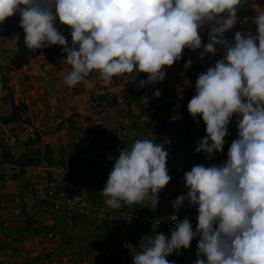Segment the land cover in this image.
Listing matches in <instances>:
<instances>
[{"label":"clouds","instance_id":"1","mask_svg":"<svg viewBox=\"0 0 264 264\" xmlns=\"http://www.w3.org/2000/svg\"><path fill=\"white\" fill-rule=\"evenodd\" d=\"M241 3L0 0V24L19 13L29 50L59 45L67 53L71 70L64 83L68 87H75L93 71L105 84L134 72L148 75L147 81H140L141 88L163 81L166 73L162 69L180 60L185 48L195 51L202 47L198 30L205 24L210 25V33L200 58L205 53L215 54L216 45L225 49L223 59L198 76L196 94L187 110L194 119L202 117L206 125V136L196 142V153L211 158L223 151L234 114H239L238 138L231 143L226 163L196 165L184 173L188 191L172 202V208L179 210L186 199L198 205L196 231L188 219L179 221L174 211L164 218L175 222L170 239L163 233L156 234L133 257V264H171L166 257L188 249L197 236L194 264H264V11L258 12L253 21L258 26L257 35L238 31L234 44H230L224 33L237 23ZM57 18L72 30L71 47L54 27ZM190 65L191 60L185 68ZM159 95L157 89L155 96ZM168 155L163 145L149 139H137L130 149L120 150L100 191L105 205L118 209L122 204L148 199L156 207L157 194L171 179ZM107 159L111 161L112 157Z\"/></svg>","mask_w":264,"mask_h":264},{"label":"rangeland","instance_id":"2","mask_svg":"<svg viewBox=\"0 0 264 264\" xmlns=\"http://www.w3.org/2000/svg\"><path fill=\"white\" fill-rule=\"evenodd\" d=\"M243 4H245V1ZM21 7L24 6L21 5ZM5 23H7L6 20ZM54 24L71 30V28L60 24L58 18ZM205 25L198 30L202 35L205 33L203 31ZM6 26L8 28V24ZM22 43L20 45H24L25 48V43ZM39 50L41 51V49ZM35 51L37 53V50ZM196 60L190 65V78L175 76L165 66L162 69L166 73L163 81H157L151 85L146 84L142 88L135 80L143 78V81H147L148 75L146 73H139L138 75L134 72L118 78L114 77L113 83L103 86H100L98 82L90 83L87 85V91L77 89L75 92L67 86L64 90H61V88L55 89V78L52 77L51 73L45 75L46 71L41 65H30L25 71H15L13 73L10 78L11 85L8 88L6 86V88L9 94L17 91L16 102L24 109L21 111L19 118H23L20 120H27V123L15 122L6 131L0 126V153L4 148L8 149L5 146L9 143L11 149L9 153L12 152L16 156L25 152V154L36 157L37 153L41 155L45 144H48L52 150L54 163L49 166L41 162L37 167L26 168L23 176L15 180V185L5 186L8 188L7 193H4L3 198L1 197L0 200V264H102L101 260L109 259L113 254L118 256L121 264H127V262L133 260V257L143 251V246L148 243L150 238L145 235L137 242V249H135L136 247L132 248L126 242L123 230L125 225L121 219L122 216L118 214H129L130 212H126L127 210H138L137 213L150 215H160L173 211L172 202L178 196L184 195L183 174H180V169L177 168L175 160L172 166L167 168L171 179L157 194L158 204L156 207L148 199L142 203L132 205L122 204L118 209H111L106 206L111 214L105 213L104 219L99 220L98 213H93L89 218L82 220L74 215H66L61 211L52 210L50 202L44 201L43 196L48 189L56 187L62 191L63 196L70 197L73 195L72 192L65 193L64 190H67V188H63L61 184L65 182L70 184L72 180H75L74 178L79 177L80 179L85 176L93 185L94 192L88 198L91 201L95 200L98 205L105 206V198H102L100 191L106 185L109 173L118 157H113L111 161L97 158V147H103L105 143L91 142V135L95 132L96 126L106 130L119 128L115 135L110 138L109 144H113L115 147L121 146L122 150H128L132 147L135 141L134 136L150 138L155 140L157 144H160L161 141H173L175 136H159L149 129L143 128L142 124L146 122L147 115L139 114V110L135 106H131L127 110L121 103L120 92L125 87L143 89L145 97L142 104L148 110H151V106L158 103L160 98L169 100L170 93L177 92L179 94L182 92L180 91L181 88L184 87H191V89H187L190 96L186 100L188 98L192 99L196 94L198 76L209 68L215 67L212 64H204L202 59ZM24 61L23 64L27 66L28 58L24 57ZM37 61L39 60L36 59ZM198 64L201 65L198 67ZM202 65L204 68L199 70ZM50 72H54V70L51 68ZM18 75H21L18 78L22 80L21 91H19L15 80V76ZM136 75L138 76L135 77ZM6 80L3 79L4 82ZM83 83L82 81L77 85L81 84L83 87ZM157 89L160 92L158 97L155 96ZM97 92H101L108 98L114 96L117 101L115 108L109 109L102 105L99 110H95L93 99L98 94ZM73 98L77 99L73 100ZM36 103L39 104V108L35 107ZM6 106L7 109L0 111V115L12 111L8 108L9 105ZM76 115L77 117H74ZM238 118L239 114H234L230 118V122L233 121L234 125H237ZM68 120L71 123H68ZM173 120L180 125L198 126L197 119H194L191 115L186 119L174 115ZM28 128L32 129L31 137L25 136V129ZM188 130L190 133L193 132L192 128ZM129 133H134V135L129 136ZM18 136H20V140L17 139ZM35 136L39 138L38 143L22 145ZM237 138L238 130L223 145L225 153H214L212 156L213 162L203 165H207V167L212 165L221 166L226 163L231 143ZM82 151L86 152L85 156H80ZM68 154L73 156L71 160H69ZM205 156V153H199V157L193 160L194 164L202 165L200 162ZM13 172H17V169L6 166L0 176L10 179ZM84 173L85 175H83ZM5 187L3 186V188ZM41 206L45 207L46 211L41 209ZM53 217L56 219L54 223L55 230L44 225L46 219H52ZM66 220H70V223ZM103 225L109 228L116 226L117 233L114 238L105 234L106 229ZM33 232H38L39 235H32ZM47 233L52 234V239L47 241V249L37 252L36 246L41 243L44 234ZM36 242H38L37 245ZM181 264H194V261L186 260Z\"/></svg>","mask_w":264,"mask_h":264},{"label":"trees","instance_id":"3","mask_svg":"<svg viewBox=\"0 0 264 264\" xmlns=\"http://www.w3.org/2000/svg\"><path fill=\"white\" fill-rule=\"evenodd\" d=\"M221 16H224L226 18V14H221ZM250 17V11L248 8V2L245 4H242L239 6L238 11H237V19H244L245 22L247 23L248 18ZM5 27V22H3L2 27ZM54 27L57 28L58 31L62 33L67 39L68 46H72V40H71V30L56 26L54 24ZM7 32V30L5 31ZM209 33L210 29L207 30L203 35H200L201 37V44L202 47L200 49H197L195 51L185 48L182 52V57L180 60L174 62V64L171 67H168L169 71L176 73V74H182L186 76L187 78L191 77V72H190V67L187 69L185 68V63L189 60L191 62L195 59V56L198 52L203 51V46L208 43V38H209ZM5 35H8V33H5ZM217 52L214 54L216 55V58L219 60L221 59V49L220 45H216ZM42 53V59L43 60H49L52 58H58V59H63L66 60L67 58V53H63L61 46L59 45H52L49 47H45L41 49ZM211 53H205V55H209ZM143 80L137 79L135 80L136 83L140 84V81ZM2 87H4L3 82L1 83ZM190 96V93L188 90H185L184 92L181 93H170V99L166 100L163 98H160V101L154 105L151 106V110H148L143 107L142 101L144 100L145 97V92L143 89H133L129 87H125L121 90L120 92V98H121V103L122 105L128 110L130 109L131 106H135L139 110V114H146V122L142 124V127L145 129H149L152 133V125L155 121H158L160 124V127L165 128V127H176L178 126L177 122L173 120L174 115H178L181 119H185L188 115L187 113V105L189 101H184L182 102L181 100H186L187 97ZM179 100L182 102L181 104L179 103ZM94 107H100V106H106L109 109L115 108L117 105L116 98L114 96H110V98L106 97L103 94H97L94 99ZM12 111L9 116H6L3 118V123L8 124L11 122H22L23 124L27 123V120H20L19 119V114L21 111L24 109L19 106L15 105L12 106ZM198 121V126L197 127H192L187 125V129L170 134L169 136H175V139L172 142L164 143L161 144L164 146V150H166L169 155L167 157V168L172 166L173 161L175 160L176 166L178 169H180V174H183L185 172L191 171L193 166H196L194 164L193 160L197 157H199V153L195 152V148L197 147V141L203 139L206 136V125L204 124L202 117L197 116L196 117ZM68 123H71L69 120L67 121ZM70 125V124H69ZM72 125V124H71ZM100 126H96L95 132L93 135H91V142L95 143H105V146L103 147H97L98 150V157L101 158H107L109 156L113 157H118L120 150H122L121 146L115 147L113 144L110 143V138L113 137L116 133V131L119 128H114L112 130H106L104 128H99ZM135 128V126H133ZM192 128L193 132L190 133L188 129ZM238 130V126L234 125V122L231 121L228 125V132L229 135L225 137V143H227L233 135L236 134ZM137 139H149L147 137L139 138L134 136V140ZM39 138L35 136L33 139L26 141L22 145H30V144H35L38 143ZM154 143H157L155 140H152ZM224 143V144H225ZM101 150V151H100ZM225 153V151H222ZM69 160H71L73 157L70 154L69 155ZM41 162L52 166L54 163L53 157H52V150L49 147L48 144H45L43 152L41 155L37 153L36 157L30 156L28 154L24 153H19L16 156L11 155L8 151L1 150L0 153V164L2 165H8L12 166L13 168L17 169V172H13L11 174L10 179L11 180H16L18 177H21L24 174V170L26 168H34L37 167ZM213 162V157L208 158L205 156L202 158L200 164H205V163H212ZM199 165V164H197ZM27 187V186H25ZM24 187V188H25ZM57 188L54 190V194H57ZM65 193L68 192V190H64ZM93 202V201H90ZM126 212H130L135 214H138V210L136 211H131L127 210ZM141 212V211H140ZM150 215V214H149ZM161 215V214H160ZM150 216H158V215H150ZM124 237L126 238H131L135 241H139L141 238H143L145 235L147 237H151L149 232L144 226H141L137 223H135V220L130 219L129 222L126 224L124 223ZM104 227V225H103ZM109 227H104L105 234L111 238H114V236L117 233V228L116 226H111ZM32 235H39L38 232H33ZM154 235V233H152ZM127 242V241H126ZM129 245V243L127 242ZM137 249V247L135 248ZM188 260L187 258H183L178 264H181ZM102 264H121L118 256L116 254H113L109 259H103L101 260ZM129 261V260H128ZM191 261L195 262V258H193ZM127 264H133V260L130 262H127Z\"/></svg>","mask_w":264,"mask_h":264},{"label":"crops","instance_id":"4","mask_svg":"<svg viewBox=\"0 0 264 264\" xmlns=\"http://www.w3.org/2000/svg\"><path fill=\"white\" fill-rule=\"evenodd\" d=\"M244 1H245V3L248 2L250 17L248 18L247 23H244L242 26H239V27L237 26V24H235V26L232 29H230L229 31L224 33V38L230 44H234V42H235L234 41V35L238 31L241 33H245V34L250 32L252 35H257V27L258 26L255 23H253V21H254L258 12L264 11V0H242L241 5L243 4ZM20 20H21V17L19 15V13H17L15 15H13L12 17H9L6 19L7 23H5V27L4 26L2 27L3 23L0 24V111H5L7 109L6 105H9L8 106L9 109H11L12 106L18 105L16 102V99L18 97L17 91L14 92L13 94H9V92L7 90V88L10 87V85H11L10 78L15 71H25L28 69V67H30V65L31 66H36V65L40 66L41 65L42 68L44 69V71H46L45 75L51 73L52 77L55 78V80H56V82L54 83L55 89L61 88V90H64V88H66V86H67L64 83V77L71 70V65L68 64L67 60L58 59V58L43 60L42 59V53L39 49L37 50V53L35 50L34 51L32 50V52H30V50L28 48H26V47L24 48V45H20L21 42L25 43V35H26L24 33L23 29L20 27ZM7 24H8V28L6 26ZM209 29H210V25L206 24L203 31L206 32ZM6 30H7V32H5ZM5 33H8V35H5ZM199 34L202 35L201 32ZM257 44H258V42H257ZM220 49H221L220 58L223 59L225 49L222 48L221 46H220ZM201 52L202 51H200L196 54V56H195L196 59H201L200 58ZM24 57L28 58V61H27L28 65L27 66H25L23 64L25 62ZM36 59H38L39 61L36 62ZM196 59H194L191 63H193L194 61H197ZM218 60L219 59L216 58V55H214V54H209V55L204 54V58L202 59V62L206 65L212 64V66H215V62H217ZM196 63H198V62H196ZM200 65L201 64H198V67ZM201 67L202 68H199V70L204 68L203 65ZM51 68L54 70V72H50ZM167 69H168V67H167ZM169 72L174 74L175 76H181V77L183 76L184 78H186L182 74L180 75V74L173 73L171 71H169ZM20 76L21 75H18L17 77L15 76V80L17 82V86L19 88V91L22 90V80H20L18 78ZM181 77H179V79H181ZM3 79H5V80L7 79L6 82H4ZM2 82L4 84V87H2V85H1ZM83 82H84L83 87L80 84V85H76L75 87H69V88L73 89V91L75 92V90H77V89H84L87 91V88H88L87 85L90 83L98 82L100 86L105 85V83L99 78V73L96 71H93L88 77H86L83 80ZM6 86H7V88H6ZM184 89H186V90L191 89V87L188 86V88H186V87H184L183 89L181 88L180 91L184 92L185 91ZM97 93L101 94V92H97ZM7 96H9V98H7ZM48 99H49V101H51L50 98H48ZM75 99H77V98H73V100H75ZM190 100H191V98H188V100H181V101L184 102V101H190ZM181 101L179 100L178 104H181L182 103ZM6 102H8V103L6 104ZM90 102L92 103L93 101H90ZM1 104H3V105H1ZM93 104H94V102H93ZM99 108H101V107H95V110H99ZM187 113H188V115L186 118H189L190 113L188 112V110H187ZM10 114H11V111L8 113L6 112L5 114L0 115V126L3 130L5 129V131H6V129H10L11 125L15 124V122H11L8 124L3 123V121H2L3 118L6 116H9ZM74 117H77V115ZM19 119H23V118H19ZM178 125H180V124H178ZM72 126H74V125H72ZM18 137H17V139H18ZM164 143H168V141L167 142H163V141L160 142V144H164ZM9 145L10 144L8 143L5 146L8 149L4 148L3 150L8 151V152L11 151ZM85 153L86 152L82 151L80 156H82V155L85 156L86 155ZM10 154L13 155L12 152ZM69 155L70 154H68V157H69ZM97 158H99V160L107 159V158H101L98 156H97ZM6 166H8V165L0 164V173L3 172V169ZM203 166L207 167V165H203ZM100 167H102V165H100ZM83 175H85V173ZM74 179L75 180H72L70 182V184L69 183L67 184V182H65L64 184H61V186L63 185L62 186L63 188L66 187L67 190L72 192L73 195L74 194H76V195L80 194L82 197H85L89 201H91L88 197H91L90 195H93L94 192H93V185L90 184V180H87V177H85V176H84V178L79 179V177H78L77 179L76 178H74ZM77 183H79L80 185H78ZM11 184L15 185L16 181L0 176V200H1V197L4 196L3 194L7 193L8 188H6V187H8V185H11ZM3 186L4 187L6 186V187L3 188ZM100 194H101V192H100ZM101 196H102V198L104 197L102 194H101ZM94 202H96V201L94 200ZM40 208L46 211L45 207L41 206ZM90 216H92V214ZM90 216L82 218V220L89 218ZM58 217L60 218L61 216H58ZM55 221H56L55 217H53L52 219L51 218L46 219L44 221V223H45L44 225H46L47 227H52V230L53 229L55 230V228H54ZM66 221L68 223H70V220H66Z\"/></svg>","mask_w":264,"mask_h":264},{"label":"built area","instance_id":"5","mask_svg":"<svg viewBox=\"0 0 264 264\" xmlns=\"http://www.w3.org/2000/svg\"><path fill=\"white\" fill-rule=\"evenodd\" d=\"M245 20L240 19L237 20V26H242L244 24ZM36 108H39V104H35ZM32 129L28 128L25 129V136L31 137ZM20 140V136L18 137ZM182 184L184 185V195L188 191V189L185 186V180L184 175L182 176ZM56 187H52L48 189L43 199L46 202H50L51 209L54 211H61L65 213L66 215H74L78 218H85L90 216L91 214L95 213L97 214V217L99 220H102L105 218V213L111 214V212L108 211V209L105 206L98 205L96 202H90L87 198L82 197L81 195H72L70 197L63 196L61 193L62 191L58 188L57 194H54V190ZM54 196V197H53ZM53 197V198H52ZM198 205H192L187 199L185 200L183 206L179 210H173L168 213H164L158 216H150L147 213H138V214H118L122 216L123 223H128L130 219L135 220V223L144 226L147 231L150 234V239H153L156 234L163 233L165 234L169 239L171 237V229L175 227V222H171L170 220H165L164 218L170 217L174 211H176V214L178 215V220L183 221L184 219H188L192 225V229L195 232L198 225ZM160 223H159V221ZM154 233V235H152ZM200 237H194L191 241L190 247L188 249H180L179 254H177L176 251H174L172 254L166 257L167 260L171 262V264H178L183 258H187L188 260H192L195 258L197 259L196 253L198 251L197 244ZM52 239V234L47 233L44 234V238L41 240V243L36 242V245L38 243L37 252H40L41 250L47 249V241ZM35 242V241H34ZM34 250V248H33ZM35 251V250H34ZM202 259L206 260V257L201 256Z\"/></svg>","mask_w":264,"mask_h":264},{"label":"water","instance_id":"6","mask_svg":"<svg viewBox=\"0 0 264 264\" xmlns=\"http://www.w3.org/2000/svg\"><path fill=\"white\" fill-rule=\"evenodd\" d=\"M152 129L156 135L163 136V135H170L173 133L181 132V131L187 129V125H178V126L173 127V128H171V127L162 128V127H160L159 122L155 121L152 125ZM126 241L129 243V245L132 248H135L137 246V241H135L131 238H126Z\"/></svg>","mask_w":264,"mask_h":264}]
</instances>
